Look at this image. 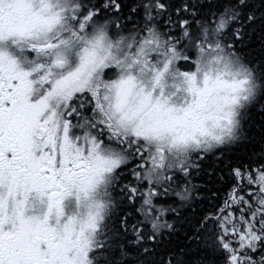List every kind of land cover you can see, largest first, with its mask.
I'll list each match as a JSON object with an SVG mask.
<instances>
[{
    "label": "snow or ice",
    "instance_id": "1",
    "mask_svg": "<svg viewBox=\"0 0 264 264\" xmlns=\"http://www.w3.org/2000/svg\"><path fill=\"white\" fill-rule=\"evenodd\" d=\"M0 264H264V0H0Z\"/></svg>",
    "mask_w": 264,
    "mask_h": 264
},
{
    "label": "trees",
    "instance_id": "2",
    "mask_svg": "<svg viewBox=\"0 0 264 264\" xmlns=\"http://www.w3.org/2000/svg\"><path fill=\"white\" fill-rule=\"evenodd\" d=\"M236 155H243V153L242 152H238V153H236ZM221 195H222V193H221Z\"/></svg>",
    "mask_w": 264,
    "mask_h": 264
}]
</instances>
